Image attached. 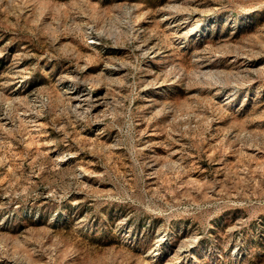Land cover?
Segmentation results:
<instances>
[{
  "label": "rangeland",
  "instance_id": "obj_1",
  "mask_svg": "<svg viewBox=\"0 0 264 264\" xmlns=\"http://www.w3.org/2000/svg\"><path fill=\"white\" fill-rule=\"evenodd\" d=\"M0 264H264V0H0Z\"/></svg>",
  "mask_w": 264,
  "mask_h": 264
}]
</instances>
